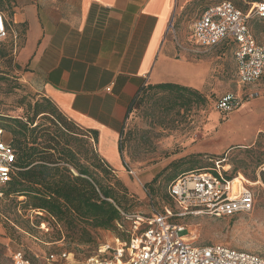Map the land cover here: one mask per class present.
<instances>
[{
    "label": "rangeland",
    "instance_id": "obj_1",
    "mask_svg": "<svg viewBox=\"0 0 264 264\" xmlns=\"http://www.w3.org/2000/svg\"><path fill=\"white\" fill-rule=\"evenodd\" d=\"M253 1L196 0L182 13L181 23L183 28L188 27L205 8L222 2L245 10ZM248 28L264 47V19H250ZM10 39L8 36L0 45V127L8 119H23L28 106L40 100L17 74ZM188 47L209 66L206 84L198 91L203 102L181 107L168 93L145 90L130 106L119 133V154L108 163L133 198L132 205L123 213L145 217L151 212H177L168 196V185L182 174L210 171L221 162L219 166L224 168L221 172L226 179H238L252 191L254 209L231 218L186 216L171 218V222L187 229L180 235L187 236L193 247L222 245L264 259V134L257 135L253 145L233 148L222 156L188 153L189 148L202 141L204 125L211 115L217 114L220 122L224 119L215 108L220 97L252 94L247 102H257L258 106L264 102V74L254 86L243 89L237 84L232 49H203L190 43ZM4 141L10 142L6 131ZM23 200L5 199L0 193V264H11L16 253L30 264H81L95 256L99 246L112 244L116 239L126 242L130 237L131 224L125 219L114 231L73 235L40 212L23 210L19 204Z\"/></svg>",
    "mask_w": 264,
    "mask_h": 264
},
{
    "label": "crops",
    "instance_id": "obj_2",
    "mask_svg": "<svg viewBox=\"0 0 264 264\" xmlns=\"http://www.w3.org/2000/svg\"><path fill=\"white\" fill-rule=\"evenodd\" d=\"M193 1L2 0L0 13L21 81L75 126L96 132L108 164L119 154L120 130L141 90L200 91L206 84L209 66L191 52V25L181 23ZM256 103L245 102L222 122L211 115L188 153L217 157L253 145L264 134V102Z\"/></svg>",
    "mask_w": 264,
    "mask_h": 264
},
{
    "label": "built area",
    "instance_id": "obj_3",
    "mask_svg": "<svg viewBox=\"0 0 264 264\" xmlns=\"http://www.w3.org/2000/svg\"><path fill=\"white\" fill-rule=\"evenodd\" d=\"M253 18L264 19V0L249 3L246 11L229 2L210 6L189 29V40L198 48L232 49L237 84L243 89L254 86L264 74V47L256 42L248 28ZM7 35L5 18L0 13V43ZM252 97V94H225L217 100L215 108L227 117ZM14 162V151L4 141V130L0 127V187L10 181ZM219 165L221 162L215 163L210 171L182 174L168 186V196L177 206L173 214L165 210L140 217L120 211L121 217L131 224L130 237L126 242L116 239L112 244L99 246L96 255L81 264H264L260 257L222 245L193 247L187 236L180 235L187 229L171 222V218L186 216L231 218L254 209L252 191L240 180L226 179L221 172L224 168ZM11 264L30 263L16 253Z\"/></svg>",
    "mask_w": 264,
    "mask_h": 264
},
{
    "label": "trees",
    "instance_id": "obj_4",
    "mask_svg": "<svg viewBox=\"0 0 264 264\" xmlns=\"http://www.w3.org/2000/svg\"><path fill=\"white\" fill-rule=\"evenodd\" d=\"M145 90L168 93L181 107L202 100L198 91L159 85L141 90L130 106ZM6 123L1 127L10 136L15 162L0 190L5 199L23 198V210L40 212L73 235L114 231L123 224L120 211H127L133 198L100 157L96 132L78 128L42 98L28 106L23 119Z\"/></svg>",
    "mask_w": 264,
    "mask_h": 264
},
{
    "label": "bare ground",
    "instance_id": "obj_5",
    "mask_svg": "<svg viewBox=\"0 0 264 264\" xmlns=\"http://www.w3.org/2000/svg\"><path fill=\"white\" fill-rule=\"evenodd\" d=\"M238 181V179H236ZM187 240V239H186Z\"/></svg>",
    "mask_w": 264,
    "mask_h": 264
}]
</instances>
